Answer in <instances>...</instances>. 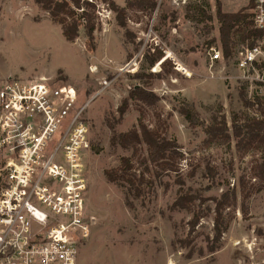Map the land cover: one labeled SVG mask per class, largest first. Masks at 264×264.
<instances>
[{
	"label": "rangeland",
	"instance_id": "rangeland-1",
	"mask_svg": "<svg viewBox=\"0 0 264 264\" xmlns=\"http://www.w3.org/2000/svg\"><path fill=\"white\" fill-rule=\"evenodd\" d=\"M247 2L93 0L90 50L82 28L67 42L61 26L33 0H0V80L70 85L77 107L86 106L91 149L82 164L85 208L95 223L80 247L78 264H264V186L252 177L255 165L264 160V144L237 152L231 136V123L252 119L256 108L246 104L249 86L238 80L229 63L212 65L207 56L211 47L222 49L217 3L229 14L245 12ZM111 4L122 11L124 28ZM197 9L211 19L192 20ZM242 31L240 24L232 47L242 43ZM171 59L191 77L177 72ZM136 87L152 93V103L129 100L120 116L123 99ZM182 109L192 111L200 126L189 125L179 113ZM221 117L230 138L205 142L204 129ZM139 124L175 143L174 171L141 164L147 156L144 144L129 149L111 144L113 134L138 131ZM123 158L132 167L124 176L131 183H109L105 173L120 175ZM231 190L236 204L224 211L228 229L218 250L209 254L214 202ZM185 194L193 202L171 211ZM193 215L199 222L191 233ZM187 237L189 248L180 249L177 241ZM189 250L193 256L186 259Z\"/></svg>",
	"mask_w": 264,
	"mask_h": 264
},
{
	"label": "built area",
	"instance_id": "built-area-1",
	"mask_svg": "<svg viewBox=\"0 0 264 264\" xmlns=\"http://www.w3.org/2000/svg\"><path fill=\"white\" fill-rule=\"evenodd\" d=\"M247 5L251 44L245 39L227 57L211 47L207 56L229 63L254 104L264 100V0ZM77 100L70 85L0 80V264H78L95 218L85 208L82 164L91 144Z\"/></svg>",
	"mask_w": 264,
	"mask_h": 264
},
{
	"label": "trees",
	"instance_id": "trees-1",
	"mask_svg": "<svg viewBox=\"0 0 264 264\" xmlns=\"http://www.w3.org/2000/svg\"><path fill=\"white\" fill-rule=\"evenodd\" d=\"M34 4L40 9L46 11L51 17L52 21L59 24L62 28V36L67 42H73L79 33V29L84 30L85 36L88 40V48L93 50V33L95 30V23L93 12L95 6L93 0L88 2L85 0H33ZM112 11L116 14L118 25L124 28L125 23L120 16V11L113 4L110 5ZM154 7V5H152ZM216 19L219 23V41L224 55L227 57L230 54V49L235 44L233 41V34L238 30L239 25L242 24L243 31L241 34V42L245 39L251 44V38L256 37L257 34L248 29L247 15L244 10L237 13H222L220 6L217 3ZM199 18V19H198ZM210 20L201 9H197L192 16V20L203 21ZM83 20V23H80ZM254 39V38H253ZM240 43V41H239ZM154 96L152 93L144 89L134 88L129 92L128 97L123 99L121 106L118 109L119 115L122 116L128 106V101H141L143 103H152ZM247 105L256 107L258 118L254 116L252 119L246 120L243 123H231V136L235 140V149L237 152H242L245 149L252 148L255 144H264V100H257L254 104L246 103ZM186 122L191 126H200L195 114L192 111L182 109L179 111ZM205 142H212L219 139L230 138L229 128L224 117H221L218 122H213L204 129ZM111 144L119 146L122 149L133 148L136 144H144L147 147V156L141 160V164L147 166H163L169 170L174 171L175 158L177 156V147L172 141L161 138L156 132L149 130L142 124H139V130H132L130 132L119 134L111 137ZM122 170L120 175L118 171H111L105 173L106 179L111 184H116L119 181L126 180L131 183L130 178L125 179L127 172L131 170L129 159L121 160ZM252 177L257 179L264 186V160L257 163L253 169ZM193 197L185 194L179 196L170 206V210L186 208L193 202ZM236 204L235 190L223 193L218 200L214 202V236L212 239L207 238L206 251L209 254L215 253L219 246L222 234L228 229V222L224 218V211ZM199 222V217L193 215L192 221L189 223L191 233ZM180 249H188L191 241L189 237L177 241ZM197 255L202 257L204 255L201 249H198ZM193 251L189 250L185 255L186 259H191Z\"/></svg>",
	"mask_w": 264,
	"mask_h": 264
}]
</instances>
